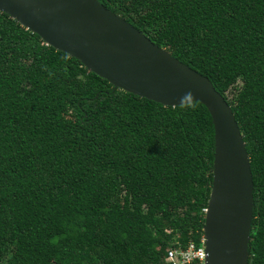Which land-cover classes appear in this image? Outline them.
<instances>
[{
	"label": "trees",
	"instance_id": "trees-1",
	"mask_svg": "<svg viewBox=\"0 0 264 264\" xmlns=\"http://www.w3.org/2000/svg\"><path fill=\"white\" fill-rule=\"evenodd\" d=\"M99 1L231 106L254 181L249 264H264V0ZM214 153L202 103L114 90L0 12V264H170L204 236Z\"/></svg>",
	"mask_w": 264,
	"mask_h": 264
},
{
	"label": "water",
	"instance_id": "water-1",
	"mask_svg": "<svg viewBox=\"0 0 264 264\" xmlns=\"http://www.w3.org/2000/svg\"><path fill=\"white\" fill-rule=\"evenodd\" d=\"M0 12L75 58L114 90L165 107L200 102L215 129L205 264H249L254 181L235 114L210 79L154 44L99 0H0Z\"/></svg>",
	"mask_w": 264,
	"mask_h": 264
},
{
	"label": "built area",
	"instance_id": "built-area-1",
	"mask_svg": "<svg viewBox=\"0 0 264 264\" xmlns=\"http://www.w3.org/2000/svg\"><path fill=\"white\" fill-rule=\"evenodd\" d=\"M206 212L207 209H204V213ZM206 257V241L203 236L199 245L191 241L186 248H171L166 261L170 264H192L194 262L205 264Z\"/></svg>",
	"mask_w": 264,
	"mask_h": 264
},
{
	"label": "clouds",
	"instance_id": "clouds-1",
	"mask_svg": "<svg viewBox=\"0 0 264 264\" xmlns=\"http://www.w3.org/2000/svg\"><path fill=\"white\" fill-rule=\"evenodd\" d=\"M206 214V213H205Z\"/></svg>",
	"mask_w": 264,
	"mask_h": 264
}]
</instances>
